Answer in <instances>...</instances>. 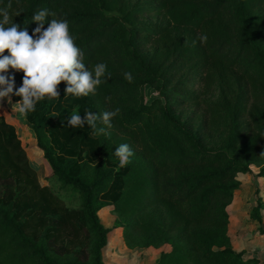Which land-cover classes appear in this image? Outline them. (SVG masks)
<instances>
[{"label": "trees", "instance_id": "obj_1", "mask_svg": "<svg viewBox=\"0 0 264 264\" xmlns=\"http://www.w3.org/2000/svg\"><path fill=\"white\" fill-rule=\"evenodd\" d=\"M8 5L29 35L42 9L55 14L45 29L66 19L86 67L105 63L111 76L86 97L65 98L62 82L25 116L78 207L40 180L17 128L0 118V264H105L112 229L101 204L114 206L128 247H170L155 264H260L235 249L228 206L237 175L264 163V0H0ZM6 75L21 87L22 72ZM146 86L159 97L147 101ZM117 108L107 137L67 126L74 111ZM120 144L134 153L124 168Z\"/></svg>", "mask_w": 264, "mask_h": 264}, {"label": "clouds", "instance_id": "obj_2", "mask_svg": "<svg viewBox=\"0 0 264 264\" xmlns=\"http://www.w3.org/2000/svg\"><path fill=\"white\" fill-rule=\"evenodd\" d=\"M9 7L11 5L0 8V101L8 98L11 104V96L20 97L12 108L21 116L34 111L36 104L45 97L57 98V89L62 82L67 85L65 98L68 95L86 97L94 95L98 87L110 79L105 63H98L91 70L86 67L84 53L76 45V38L70 33L66 19L47 20L48 27L45 29L46 18L55 14L42 9L33 16V22L38 26L29 35L26 27L21 28L13 21L10 23ZM199 40L206 42L207 36H200ZM195 45L194 40L192 46ZM5 52L8 55H4ZM9 69L23 73L22 85L15 91L14 76L6 75ZM124 78L129 82L133 79L130 72H125ZM119 111V108L99 114L85 111L83 118L74 111L67 120V126L78 129L87 125L92 129L93 136L107 137L111 121ZM114 155L119 167L124 168L131 162L134 153L128 144H120Z\"/></svg>", "mask_w": 264, "mask_h": 264}, {"label": "rangeland", "instance_id": "obj_3", "mask_svg": "<svg viewBox=\"0 0 264 264\" xmlns=\"http://www.w3.org/2000/svg\"><path fill=\"white\" fill-rule=\"evenodd\" d=\"M4 55H8L7 52ZM159 97L156 90L151 86L145 88V98L151 101ZM12 101V100H11ZM16 102L9 104L5 98L0 101V117L12 122L22 139L29 158L39 171L40 180L52 188L71 208L78 207L82 198L78 194L64 191L60 188L57 178L51 176V167L45 160L43 154L38 150L36 139L25 116H21L17 110L12 108ZM186 113L191 115L194 107L186 108ZM264 163L251 165L249 174H238L237 180L241 182L242 188L228 206L230 214L229 233L234 242L236 250L246 252L247 245H252L256 251H264V178L258 176L260 167ZM259 208L262 222L253 218L254 209ZM99 219L106 227L112 229L109 242L104 249L105 264H155L163 251L170 247L164 245L160 248H140L127 246L123 229L120 227V217L114 212V206L101 204Z\"/></svg>", "mask_w": 264, "mask_h": 264}, {"label": "crops", "instance_id": "obj_4", "mask_svg": "<svg viewBox=\"0 0 264 264\" xmlns=\"http://www.w3.org/2000/svg\"><path fill=\"white\" fill-rule=\"evenodd\" d=\"M8 99V98H7ZM1 118V117H0ZM252 245L250 244V245H247V247H245L246 248V254L248 255V254H254V255H256L257 256V258L259 259V261H260V264H264V251H261V252H259V251H256L255 249H252ZM243 249H241V250H239V251H242ZM238 251V250H237ZM244 252V251H243Z\"/></svg>", "mask_w": 264, "mask_h": 264}]
</instances>
